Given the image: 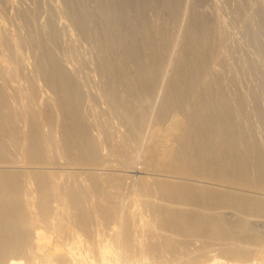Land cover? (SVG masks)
<instances>
[{
    "label": "bare ground",
    "instance_id": "obj_1",
    "mask_svg": "<svg viewBox=\"0 0 264 264\" xmlns=\"http://www.w3.org/2000/svg\"><path fill=\"white\" fill-rule=\"evenodd\" d=\"M24 1L0 0V264H264V147L237 114L251 92L220 80L221 4L264 31L263 0ZM77 40L98 109L81 59L55 53Z\"/></svg>",
    "mask_w": 264,
    "mask_h": 264
},
{
    "label": "rangeland",
    "instance_id": "obj_2",
    "mask_svg": "<svg viewBox=\"0 0 264 264\" xmlns=\"http://www.w3.org/2000/svg\"><path fill=\"white\" fill-rule=\"evenodd\" d=\"M18 0H16V2H17ZM24 1V0H23ZM24 3H25V1H24ZM23 3V4H24ZM251 3V2H250ZM223 4V5H222ZM221 4V6H220V15H221V18H222V20H225L224 22H225V29H226V38H227V56H229L228 58V66L225 68V69H223V73H222V75H224L220 80H223L222 81V87L225 89V92L227 93V95L228 96H241V95H246V97H248V95L247 94H249L250 92V94H249V97L247 98V100H246V98H245V96H243L244 97V99L246 100V104H244L243 106H242V108L241 109H239L238 110V113L237 114H239V118H240V122H242V124H244V127L245 126H247V128H249V129H251V131L255 134L254 136H256V140H257V142L259 143V145L260 146H262V147H264V126L262 125V123L260 124V122H259V119H257L258 117H256L257 115H256V113H255V111H254V109L252 110L251 108H252V102L250 101V95L252 96V95H254V96H257V99L259 100H261V102H260V100L258 101V103L260 104L259 105V107L263 110V108L262 107H264V73H263V69H261V68H263L264 67V63L262 62V58H259V56L260 55H258L259 53H258V45H257V41L258 40H260L259 38H263L264 37V34H262V33H264V31L262 30V28L260 27V25H259V23H257L258 21H259V16L258 15H254L253 17H255V18H252V20H254L255 19V21H254V23L256 22V24H254L253 25V21H251V28L247 31V30H244L243 28H241L240 26H241V24H240V21H239V23H237V21L238 20H240L239 18H236V13H234L233 12V10H235V5H236V2H234V1H229V2H225V3H222ZM226 6H225V5ZM232 5H233V7H232ZM260 7H262V9H263V11H262V13H264V0L260 3V5H259ZM223 7V8H222ZM225 7V8H224ZM228 7V8H227ZM230 8V9H229ZM261 9V10H262ZM227 13V14H226ZM14 13H12V15H13ZM234 15H236L235 17H233ZM228 16V17H227ZM16 16H15V14L12 16V20H15L16 18H15ZM15 18V19H14ZM237 19V21H236V19ZM234 20V21H233ZM15 22H16V20H15ZM236 22V23H235ZM259 26H258V25ZM229 25V26H228ZM240 25V26H239ZM258 26V28H255V27H257ZM252 26L254 27V28H252ZM260 27V28H259ZM234 28V29H233ZM239 28H241V30L239 29ZM252 29H258L257 31H255L254 32V30H252ZM263 31H261V30ZM228 30V31H227ZM234 31V32H233ZM244 31V32H243ZM252 31V32H251ZM258 32V33H257ZM238 33V34H237ZM247 33V34H246ZM255 36V35H257V36H259V37H255V38H253L254 36H252V34ZM254 33H256V34H254ZM237 34V35H236ZM244 34V35H243ZM246 35V36H245ZM250 35V36H249ZM263 35V36H262ZM238 36V37H237ZM252 36V37H251ZM261 36V37H260ZM75 38H76V36H74ZM255 39V42L253 41ZM256 39H257V41H256ZM80 43H79V42ZM82 40H77V43L75 42V44L74 43H68V45L66 44L64 47H62L61 49H58V50H56V52L55 53H58L57 54V57H59V56H61V57H59V58H62L64 55H65V57H66V55L67 56H70L71 57V55H72V57L71 58H73V56H74V60L76 61V58H77V60L79 61L80 59V61L82 62V63H84V64H86L89 60H90V62L91 61H93L94 60V58L93 57H95V53H96V49L94 50V52H93V48L94 47H92V46H90L91 48H89V45H87L86 46V44L84 43V41H82ZM261 41V40H260ZM260 41H258V42H260ZM254 42V43H253ZM78 43H79V46H76V44L78 45ZM256 43V44H255ZM254 44V45H253ZM82 45H85V46H83L82 47ZM67 46V47H66ZM75 48H73V47ZM256 46V47H255ZM76 47H78L77 49H76ZM254 47L256 48V50H257V52H256V50L254 49ZM72 48V49H71ZM80 48V49H79ZM83 48V49H82ZM250 48V49H249ZM64 49V50H63ZM74 49V50H73ZM86 49H87V51L88 52H86V54H83V53H85V51H86ZM88 49H90V54H92L91 56H89V50ZM92 49V50H91ZM254 49V50H253ZM76 50H78L77 51V53L75 52ZM249 50V51H248ZM58 51V52H57ZM61 51V52H60ZM64 53H63V52ZM66 51V52H65ZM71 51V52H70ZM72 51H73V54H72ZM84 51V52H83ZM82 54H81V53ZM257 54H256V53ZM80 56H79V55ZM86 57L85 58V61H84V57ZM255 55V56H254ZM79 58H78V57ZM258 56V57H257ZM64 57V58H65ZM90 57V59H88ZM69 57H66V59H68ZM71 58H69L68 60H72ZM92 58V59H91ZM252 58V59H251ZM88 61H87V60ZM74 60H72V61H74ZM83 60V61H82ZM261 60V61H260ZM74 61V62H75ZM256 61L258 62V63H256ZM81 62H79V64L81 63ZM89 62V63H90ZM248 62V63H247ZM253 62V63H252ZM76 63H77V61H76ZM75 63V64H76ZM81 63V64H82ZM253 64V65H251V64ZM261 63H262V65L263 66H261ZM79 64H78V71L79 70H81V71H79L80 72V74L78 73V78L80 79V83H81V85L83 86L82 87V89H84L85 91H87V94L86 95H89V99L91 100L90 101V104L94 107V106H96L97 107V109H98V107H100V105H98V104H96L97 102H95L94 100H93V98H92V96H94L95 95V93H97L99 90H98V88L100 89V81L97 79V75L94 73V71H92V68H93V66L91 67V65L90 64H86L87 66H85L86 68H83V66L84 65H81V67L79 66ZM232 64V65H231ZM90 65V66H89ZM230 65V66H229ZM249 66V67H248ZM255 66V67H254ZM261 66V67H260ZM91 69H90V68ZM235 67V68H234ZM240 67V68H239ZM254 67V70L252 69ZM81 68V69H80ZM228 68V69H227ZM260 68V69H259ZM91 70V71H89V70ZM227 69V70H226ZM94 70V69H93ZM225 71V72H224ZM226 71H228V72H226ZM233 71V72H232ZM92 73H94L93 75H92ZM228 73V74H227ZM87 76V77H86ZM91 76H95V77H91ZM97 76V77H96ZM226 76V77H225ZM90 77V78H89ZM227 77H228V79L229 80H227ZM260 77V78H259ZM262 77V78H261ZM93 78V79H92ZM94 78H95V80H94ZM224 78H226L225 80L226 81H224ZM259 78V79H258ZM78 79V80H79ZM84 79V80H83ZM89 79V80H88ZM96 80H98V82H99V85H98V82H96ZM261 80H263V81H261ZM229 81H231V83L229 82ZM94 83H96V84H94ZM227 83V84H226ZM229 83V84H228ZM259 83V84H258ZM84 84V85H83ZM88 84V85H87ZM226 84V85H225ZM230 85V86H229ZM95 86V87H94ZM99 86V87H98ZM227 86V87H226ZM258 86H259V88H258ZM239 87V88H238ZM89 88V89H88ZM254 88V89H253ZM258 88V89H257ZM230 89V90H229ZM235 91H234V90ZM90 90V91H89ZM93 90V91H92ZM240 90V91H239ZM259 90V93L257 92ZM84 91V92H85ZM231 92V93H230ZM233 92H234V94H233ZM256 92V93H255ZM86 93V92H85ZM244 93H246V94H244ZM233 96V97H234ZM88 97V96H87ZM250 102V104H249V102ZM93 102V103H92ZM263 103V104H262ZM237 105V104H236ZM235 105V106H236ZM261 105H262V107H261ZM245 106L248 108V106L250 107V108H248V109H251L252 111H254L253 113H252V111H248L247 109H245ZM95 107V108H96ZM238 108V107H237ZM100 109V108H99ZM93 110V109H92ZM244 110V111H243ZM94 112H95V110H93ZM243 112H246V113H244V114H242ZM90 113V112H89ZM92 113V114H91ZM90 114H89V116L91 115V116H93L92 118H94L95 116H97V117H95L94 119H96V118H98L99 120H100V118L102 119V120H100V121H103V120H106L107 118L105 117V118H103L102 116L100 117V115H98V113L97 114H94L93 115V112H91ZM241 114H242V116H241ZM246 114V115H245ZM251 114H252V116H251ZM99 116V117H98ZM248 116V117H247ZM243 119V120H242ZM98 120V121H99ZM247 120V121H246ZM96 121H97V119H96ZM249 122V123H248ZM245 123H246V125H245ZM254 123V124H253ZM256 125V126H255ZM262 128V129H261ZM261 133V134H260ZM263 135V136H262ZM260 136V137H259ZM260 139V140H259ZM259 140V141H258ZM261 142H263V143H261ZM264 149V148H263ZM259 230H262V229H259ZM170 253H172V252H168V253H164L165 254V256L166 255H170ZM175 255H174V254ZM171 255H172V257H173V255L175 256V257H179V252H178V254H177V256H176V253L175 252H173ZM163 254V255H164ZM213 254V255H212ZM170 255V256H171ZM218 254H216L215 252H209V257H210V260H211V262H209L210 260H209V258H208V260H207V262H209L208 264H213L212 262L213 261H215V263L214 264H217V263H219L220 261H224V259L223 258H221L219 255L217 256ZM164 256V257H165ZM214 256V257H213ZM167 258L166 259H171L172 257H168V256H166ZM211 257H213V258H211ZM214 259V260H213Z\"/></svg>",
    "mask_w": 264,
    "mask_h": 264
}]
</instances>
